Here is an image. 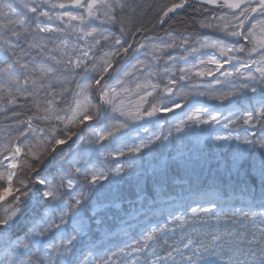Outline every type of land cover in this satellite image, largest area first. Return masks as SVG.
Segmentation results:
<instances>
[{
  "label": "snow or ice",
  "instance_id": "snow-or-ice-1",
  "mask_svg": "<svg viewBox=\"0 0 264 264\" xmlns=\"http://www.w3.org/2000/svg\"><path fill=\"white\" fill-rule=\"evenodd\" d=\"M0 264H264V0H0Z\"/></svg>",
  "mask_w": 264,
  "mask_h": 264
},
{
  "label": "rangeland",
  "instance_id": "rangeland-1",
  "mask_svg": "<svg viewBox=\"0 0 264 264\" xmlns=\"http://www.w3.org/2000/svg\"><path fill=\"white\" fill-rule=\"evenodd\" d=\"M216 128H217V131L226 134V130L220 128L219 126H216ZM197 132H199V130H197ZM207 135H208L207 132L200 134L201 142H203L204 137H206Z\"/></svg>",
  "mask_w": 264,
  "mask_h": 264
},
{
  "label": "trees",
  "instance_id": "trees-1",
  "mask_svg": "<svg viewBox=\"0 0 264 264\" xmlns=\"http://www.w3.org/2000/svg\"><path fill=\"white\" fill-rule=\"evenodd\" d=\"M159 4H167L170 2V0H157ZM162 34V33H161Z\"/></svg>",
  "mask_w": 264,
  "mask_h": 264
}]
</instances>
